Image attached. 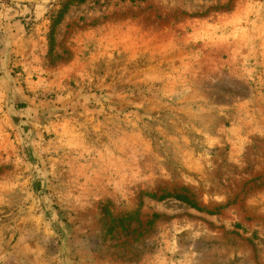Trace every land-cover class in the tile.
Returning a JSON list of instances; mask_svg holds the SVG:
<instances>
[{
  "label": "rangeland",
  "instance_id": "1",
  "mask_svg": "<svg viewBox=\"0 0 264 264\" xmlns=\"http://www.w3.org/2000/svg\"><path fill=\"white\" fill-rule=\"evenodd\" d=\"M0 51V264H264V0H0Z\"/></svg>",
  "mask_w": 264,
  "mask_h": 264
},
{
  "label": "crops",
  "instance_id": "2",
  "mask_svg": "<svg viewBox=\"0 0 264 264\" xmlns=\"http://www.w3.org/2000/svg\"><path fill=\"white\" fill-rule=\"evenodd\" d=\"M14 31H15V28L14 29L11 28L10 25H7V27H5V29H4V31H1L2 33L4 32V34H3L4 36H3V39L1 42L2 46H3V44H4V46H6V44H8V43L10 44L12 42H15L18 39V38H15L16 34L14 35V33H13ZM6 48H7V46L3 47V50L5 49V51H6ZM1 52L2 51H0V67H4V65H5L4 60L6 59L4 57L6 56V53L2 54ZM3 79H6V78H3ZM2 81L4 82V80H2Z\"/></svg>",
  "mask_w": 264,
  "mask_h": 264
},
{
  "label": "trees",
  "instance_id": "3",
  "mask_svg": "<svg viewBox=\"0 0 264 264\" xmlns=\"http://www.w3.org/2000/svg\"><path fill=\"white\" fill-rule=\"evenodd\" d=\"M132 1V0H131Z\"/></svg>",
  "mask_w": 264,
  "mask_h": 264
}]
</instances>
